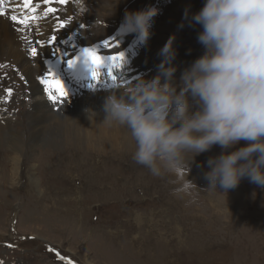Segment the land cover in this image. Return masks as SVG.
I'll return each instance as SVG.
<instances>
[{
  "label": "rangeland",
  "instance_id": "rangeland-1",
  "mask_svg": "<svg viewBox=\"0 0 264 264\" xmlns=\"http://www.w3.org/2000/svg\"><path fill=\"white\" fill-rule=\"evenodd\" d=\"M68 2L64 6L55 5V8L60 10L58 15L68 25L67 30L77 35L83 32L81 36L89 39L83 45L102 43L103 39L110 38L120 28L126 12L147 6L158 8L160 13L153 18L150 28L152 35L147 43L138 46L141 55L133 61L140 59L155 64L158 74L162 59L159 52L175 37L176 85L180 84L182 71L203 55L204 49L197 42L201 28L190 26L185 12L187 10L190 19L203 7L205 0H122L117 9L105 1L83 0L82 4H77V0H72L73 10L66 6ZM125 37L135 38L132 34L115 36L109 44L105 43L107 50L115 51L112 46L117 43V48L130 47ZM125 43L123 47L121 44ZM12 71H2L6 78L1 84L14 85ZM13 88L11 95L15 96ZM20 101L26 104L28 99L21 97ZM77 104H65V112L63 108L55 113L69 114L70 107ZM23 108L26 112L30 110L28 105ZM21 113L18 116L22 121L24 114ZM70 134L73 144L83 155L115 154L119 150L122 153L106 160L102 165L111 161L106 168L99 167L93 174H87L71 169L68 163L69 173L61 172L53 164L63 156L41 157L36 149L28 152L35 164L19 166V177L12 179V165L8 160L12 154L3 151L0 154V181L4 183L0 184L2 264H66V261L71 264H264V188L244 179L226 193L219 187L216 191L210 190L204 173L209 170V158L221 153L219 146L188 161L189 170L162 169L159 176H154L133 161L134 149L113 147L110 134L88 135L76 124L72 125ZM244 144L241 141L237 147ZM59 152L63 153L64 149ZM45 163L48 167L44 169L57 175L43 183L44 176L39 174L41 167L39 170L37 167ZM106 170L110 174L102 176L112 181L104 179L103 188L93 184L94 178ZM47 183L56 184L58 189L47 191L44 188L40 195L36 185L41 189ZM93 185L98 190H93ZM130 201L136 204L131 205ZM57 252L65 259H59Z\"/></svg>",
  "mask_w": 264,
  "mask_h": 264
},
{
  "label": "clouds",
  "instance_id": "clouds-1",
  "mask_svg": "<svg viewBox=\"0 0 264 264\" xmlns=\"http://www.w3.org/2000/svg\"><path fill=\"white\" fill-rule=\"evenodd\" d=\"M156 15L152 6L126 12L119 33L147 43ZM185 18L201 28L203 55L176 85L170 38L154 78L106 95L102 123L127 130L133 161L154 176L162 169L189 170L188 161L219 146L204 173L210 190L226 193L244 179L264 188V0H205L190 19L186 10ZM241 141L244 146L237 147Z\"/></svg>",
  "mask_w": 264,
  "mask_h": 264
},
{
  "label": "bare ground",
  "instance_id": "bare-ground-1",
  "mask_svg": "<svg viewBox=\"0 0 264 264\" xmlns=\"http://www.w3.org/2000/svg\"><path fill=\"white\" fill-rule=\"evenodd\" d=\"M38 1H39L41 10L45 9L46 7L41 4V1L40 0ZM103 1L107 2V4L111 5L114 9H117V7L120 4V1L122 0H99V2H103ZM51 5L52 7L55 8V4H51ZM52 19H53V24H56V20L54 18ZM59 20H62V19L60 18ZM63 22L65 23V26H66V30L64 31L66 33L68 25L66 24L64 20ZM30 30H31L30 28H23L21 26H16L9 19V17L5 14L3 16H0V76L1 74H3L2 71L4 70H13L12 80L14 84L13 87H15V93L17 94L19 92L20 98L26 97L27 95H31L30 98L27 97L28 102L26 103L27 105H29V108H30L29 112L24 111V109L22 113H21V110H19L18 112V113H21L22 115L24 114V120L21 121L19 119V116H15V115H13L12 119L10 120L9 118L7 119L3 115L0 114V119L4 121V125L0 124V154H2L3 151H8L12 154L10 158L8 159L10 164L12 165L11 167L12 169L10 173V175L12 174V179H16L19 177V175H17L19 172L18 171L19 166H22L24 163H28L30 167H32L31 162L33 160V157L31 155L29 156L28 152L31 153V151L33 150L36 151V149L37 151H39V153L42 154L41 157L47 158L51 155L53 156L57 155L60 157L63 156V158H61L60 160H58L56 163L53 164V167L55 169L62 170L61 172L69 173V171L73 169V170L81 171L87 174H93V171H96V168H99V167L106 168L107 166H109L111 161L109 163L106 162L107 163L106 165H102V164H104L105 161L108 159L110 160L111 158H115V157H112L113 155L115 156L121 155L122 152L121 150H119L120 147L125 148V149L128 148L129 151H132L133 145L129 139L128 132L125 128L115 126V125L109 126V125L102 123L104 119L102 105L106 97L105 95L102 96L103 94L95 95V97H92V98L90 96L89 97H79L77 99L69 101L68 103H72V105L74 102H78L77 106L75 105L73 107H70L72 108V110L71 111L69 110V114L64 113V115L63 114L59 115L55 113V112L62 110L66 106L65 104H63L60 108L52 112L51 108L47 104L46 99L42 96L40 89L35 83V77L41 74V71L38 65L39 60L31 61L21 51L22 49L19 43L20 33H23L24 31H30ZM119 36H121V34L118 32L116 37H119ZM126 44L127 43L121 44V45L124 47ZM117 47H118V43L112 46L113 49ZM112 48L111 50H113ZM40 55H42V53H40ZM140 62L141 64L143 63L144 65L140 66L141 65ZM133 63H134V66H132L131 69L136 70L137 73L135 74L140 75L141 76L140 78H143L145 80H150L157 75L151 71L152 68L156 67L155 64L146 63L144 61H141L140 59L138 60L135 59ZM124 75L131 77L132 74L130 72H125ZM134 77L137 78L134 80V82L140 79L136 75H134ZM24 81H27V86H22V83ZM1 83H2V80L0 79V88L5 90L6 83H3V84ZM13 97L15 96L11 95L9 96V99L6 97H0V101H3L4 103H9V101H11L10 99H12ZM20 104L22 105L23 102L20 101ZM11 109L13 110L14 108H11ZM65 110L67 109L64 108L63 111L65 112ZM65 115L66 116L70 115V117L67 116L66 118H63V116ZM73 124H76L78 128L85 131L86 134L88 135H96L99 133L110 134L111 135L110 142L112 143L113 147L119 150L117 151L118 153H115V154L107 153V154H101V155L97 154L93 157L89 155H83L80 152V150H78L77 147L73 144V141L71 139L70 129ZM38 146L41 147L42 149L41 148L38 149ZM3 149H6V150H3ZM61 149L62 150L64 149L63 153L59 152ZM86 158H89L87 160H89L90 163L86 162L85 160ZM5 162H2V163L6 164ZM42 162H44V160ZM32 163L35 164L34 162ZM67 163L69 164L71 169L68 168ZM88 164H92V165L88 167ZM40 167L41 169L39 171V174H42L41 176H44L43 177L44 179L41 177L43 179V183L45 182L44 180H48L49 178H52L53 176L57 175L56 173L54 174L50 173L51 170L46 171L44 169V167L45 168L48 167L46 163L38 164L37 169L39 170ZM81 168H83V170ZM103 174H110V173H108L106 170L101 175H98V177L94 178V181L92 182L93 184H99L100 188H103L105 186L104 184H106V183H103L104 179H110V177L102 176ZM162 175L168 176V174H162ZM57 178L58 177H55V179ZM86 178L88 181H91L89 176H87ZM29 179L32 180V183L33 181L35 183V180L31 178V176L29 177ZM50 181L48 183H50ZM53 182L54 181H52V183ZM0 184L3 186L4 183L0 181ZM9 187H11L9 189H13L12 186H9ZM7 188H8V185H7ZM44 188H46V190L53 189V191L55 189L56 190L58 189L56 187V184H51V185L48 184L41 189L37 187L36 185V190L39 192L40 195H42V193L45 191ZM86 189H89V187H87ZM92 189L98 190L97 187H95L94 185ZM50 194L52 195V193ZM46 196L48 195L46 194ZM178 198L182 199V197H179V196ZM181 201L183 203L184 200H181ZM58 204H61V201H59ZM135 204L136 203H133L131 205H135ZM74 206L76 207L78 205L74 203Z\"/></svg>",
  "mask_w": 264,
  "mask_h": 264
},
{
  "label": "snow or ice",
  "instance_id": "snow-or-ice-1",
  "mask_svg": "<svg viewBox=\"0 0 264 264\" xmlns=\"http://www.w3.org/2000/svg\"><path fill=\"white\" fill-rule=\"evenodd\" d=\"M50 0H44V3H49ZM68 2V0H59V3L61 4H66ZM27 4H31V0H26V6ZM36 7H39V5H37ZM35 7L31 9L32 12H35ZM52 12H55V9L52 8V7H49L47 9V12L45 13V15H47V13H52ZM4 13L0 12V16H3ZM32 19H36V17H32ZM11 20L14 21L16 24H19V25H22L23 28H28V17H25L24 19H20L18 18L17 16L15 15H12L11 16ZM58 27L59 28H64L65 27V24L63 22H60L58 24ZM81 27H83V25H81ZM23 39L27 42V44L29 45V53L32 57H36L38 55V52H37V48L34 47V46H31L32 45V41L27 37V36H24ZM57 40V37L55 35H53L51 37V39L47 42L49 44H54ZM37 43H40L39 41ZM107 46V44L105 45ZM82 57H83V60H82V63L85 65V66H88L90 68H92V71H91V74L93 77H96L97 76V72H96V68H99L102 66L103 64V61H102V58L100 55L97 54V50L95 48H84L82 49ZM123 53L121 52L120 53V58H123ZM79 59V58H78ZM111 60L115 61L117 59L116 56H112L110 57ZM67 63V66L69 68H74L77 66V60L76 59H68L66 61ZM94 66V67H93ZM48 77H54V73L51 71V69H49V72H48V76L47 77H42L41 80H40V83L45 85V91L48 92L49 94V99L51 100L52 103H58V99H57V96L56 94L58 93L59 94V98L62 100L64 97L67 96V92L65 91V86L64 84L61 82L60 79L58 78H52V79H49ZM8 96H11V91L9 90L8 91ZM49 251H52V249H49ZM57 257L61 260H64L65 258L60 256V254L57 252L56 253ZM66 264H71L70 261H66Z\"/></svg>",
  "mask_w": 264,
  "mask_h": 264
}]
</instances>
